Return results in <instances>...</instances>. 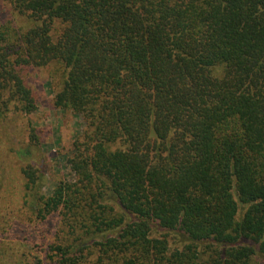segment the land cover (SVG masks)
<instances>
[{
    "label": "trees",
    "instance_id": "trees-1",
    "mask_svg": "<svg viewBox=\"0 0 264 264\" xmlns=\"http://www.w3.org/2000/svg\"><path fill=\"white\" fill-rule=\"evenodd\" d=\"M0 2V116L37 109L45 67L82 120L50 193L22 168L24 206L57 217L48 260L264 264V0Z\"/></svg>",
    "mask_w": 264,
    "mask_h": 264
},
{
    "label": "rangeland",
    "instance_id": "rangeland-1",
    "mask_svg": "<svg viewBox=\"0 0 264 264\" xmlns=\"http://www.w3.org/2000/svg\"><path fill=\"white\" fill-rule=\"evenodd\" d=\"M11 17L9 5L0 2V20ZM24 76L35 94L37 109L31 114L11 110L0 116V264H53L46 255L54 241L57 217L38 221L24 206L22 168L30 164L44 169L42 190L50 193L68 175L65 158L82 120L53 105L55 88L47 84V68L27 69ZM150 233L158 236L165 231L153 225ZM167 237L171 247L182 241L175 231Z\"/></svg>",
    "mask_w": 264,
    "mask_h": 264
}]
</instances>
